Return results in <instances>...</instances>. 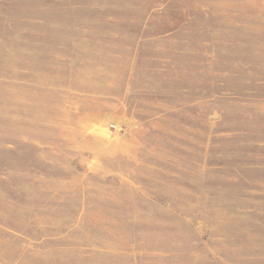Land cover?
Returning <instances> with one entry per match:
<instances>
[{
	"label": "rangeland",
	"instance_id": "rangeland-1",
	"mask_svg": "<svg viewBox=\"0 0 264 264\" xmlns=\"http://www.w3.org/2000/svg\"><path fill=\"white\" fill-rule=\"evenodd\" d=\"M0 264H264V0H0Z\"/></svg>",
	"mask_w": 264,
	"mask_h": 264
}]
</instances>
